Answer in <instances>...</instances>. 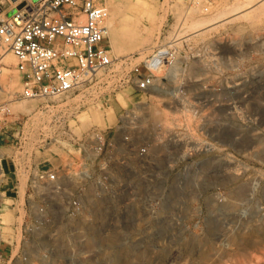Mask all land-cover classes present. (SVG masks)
I'll list each match as a JSON object with an SVG mask.
<instances>
[{"label": "rangeland", "instance_id": "obj_1", "mask_svg": "<svg viewBox=\"0 0 264 264\" xmlns=\"http://www.w3.org/2000/svg\"><path fill=\"white\" fill-rule=\"evenodd\" d=\"M99 1L109 13L105 45L111 57L175 41L185 87L180 92L133 91L127 82L130 64L119 75L63 97L19 100L21 74L0 42V156L53 169L65 160L60 146L68 139L93 129L119 131L120 118L132 111L140 130L151 123L166 126L174 115L184 118L212 146L192 158L203 170L162 175L151 213L122 214L115 227L108 218L104 228L118 235L97 236L89 243L83 237L74 259L69 257L73 238L57 236L49 246L33 247L28 264H264V138L244 139L242 123L237 124L247 116L264 118V70L254 76L249 71V55L257 51L251 44L264 31V0H215L208 14L190 10L189 0ZM12 7L0 0V19ZM217 17L227 21L215 23ZM202 19L211 24L198 30ZM173 100L179 103L170 109ZM229 102L235 110H227ZM19 106L28 111L14 110ZM225 118L235 120L230 138H211L221 133L215 127ZM260 127L264 134V124ZM3 168L10 170L7 162ZM3 220L13 223L12 212ZM148 230L153 234H145ZM9 264L25 263L14 255Z\"/></svg>", "mask_w": 264, "mask_h": 264}, {"label": "built area", "instance_id": "obj_2", "mask_svg": "<svg viewBox=\"0 0 264 264\" xmlns=\"http://www.w3.org/2000/svg\"><path fill=\"white\" fill-rule=\"evenodd\" d=\"M7 1L15 2V8L0 19V42L6 43L21 74L19 100L63 97L93 81L119 75L130 64L127 82L133 91L180 92L185 87L175 41L148 52L111 57L105 45L109 13L99 0ZM214 2L189 0V6L190 10L208 14ZM251 45L257 51L249 55V71L252 76L261 75L264 31ZM1 69L0 62V76ZM200 81L196 79L195 83ZM167 84L172 86L163 88ZM208 87L213 90L214 84ZM173 102L179 103L173 100L170 109ZM226 108L235 110L234 103L229 102ZM135 118L136 112H126L120 118L119 131L93 129L68 139L65 146H60L66 158L53 169L27 159L0 156V264H9L14 255L28 264L33 247L49 246L57 236L73 238L69 257L74 259L88 226L96 224L98 236L118 235V230L104 228L105 221L112 219L115 227L122 214L151 213L152 198L162 187V175L203 170L198 167L199 160L192 158L209 151L212 145L188 120L174 115L166 126L151 123L150 128L140 130ZM225 119L215 127L221 133L211 138H230L235 120ZM237 121L242 123L239 130L244 131V139L264 138L260 127L263 117L247 116ZM5 162L11 167L8 172L3 168ZM7 211L14 217L11 224L3 220ZM35 258L40 259V255Z\"/></svg>", "mask_w": 264, "mask_h": 264}, {"label": "bare ground", "instance_id": "obj_3", "mask_svg": "<svg viewBox=\"0 0 264 264\" xmlns=\"http://www.w3.org/2000/svg\"><path fill=\"white\" fill-rule=\"evenodd\" d=\"M21 0H18L17 2H20ZM249 2H250V0H249ZM12 4H14L15 5V2H13ZM230 9H232L231 10V12L232 11H234L236 8H230ZM239 10H240V8H238ZM238 9H236V10H238ZM242 9V8H241ZM238 13H234L233 15L235 16V15H237ZM216 19V21H215V23H218V22H221V21H227V17L226 18H220V17H217V18H215ZM201 21V23H200V25H198V24H196V25H198L197 26V28H198V30H201V29H205V28H207V27H209L210 26V21H204L203 19L202 20H200ZM106 27L108 28L109 26L106 24ZM196 27V26H195ZM197 30V29H196ZM13 87H14V84H13ZM18 87V86H17ZM21 104V103H20ZM23 104V103H22ZM19 108L20 109H22V110H24V111H28V109L27 108H25V107H17V108H15L14 107V110L15 109H18L19 110ZM17 110V111H18ZM8 217V220L10 219V217L9 216H7ZM7 220V221H8ZM98 228H97V226H96V224H95V227L93 226V225H91V226H88L87 228H86V235H85V240H86V242H91V241H94L96 238H97V236H98ZM84 240V241H85ZM87 252V251H86Z\"/></svg>", "mask_w": 264, "mask_h": 264}, {"label": "crops", "instance_id": "obj_4", "mask_svg": "<svg viewBox=\"0 0 264 264\" xmlns=\"http://www.w3.org/2000/svg\"><path fill=\"white\" fill-rule=\"evenodd\" d=\"M15 5L13 4V7L7 12V15H10L14 11ZM10 167V166H9ZM11 168V167H10Z\"/></svg>", "mask_w": 264, "mask_h": 264}, {"label": "water", "instance_id": "obj_5", "mask_svg": "<svg viewBox=\"0 0 264 264\" xmlns=\"http://www.w3.org/2000/svg\"><path fill=\"white\" fill-rule=\"evenodd\" d=\"M14 1V0H13Z\"/></svg>", "mask_w": 264, "mask_h": 264}]
</instances>
